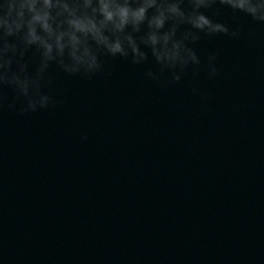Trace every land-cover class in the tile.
I'll list each match as a JSON object with an SVG mask.
<instances>
[{
    "label": "water",
    "instance_id": "water-1",
    "mask_svg": "<svg viewBox=\"0 0 264 264\" xmlns=\"http://www.w3.org/2000/svg\"><path fill=\"white\" fill-rule=\"evenodd\" d=\"M238 22L195 45L215 78L161 88L117 59L0 109L3 264H264V25Z\"/></svg>",
    "mask_w": 264,
    "mask_h": 264
},
{
    "label": "clouds",
    "instance_id": "clouds-1",
    "mask_svg": "<svg viewBox=\"0 0 264 264\" xmlns=\"http://www.w3.org/2000/svg\"><path fill=\"white\" fill-rule=\"evenodd\" d=\"M241 15L264 25V0H0V109L48 110L62 102L53 95L58 75L92 80L117 59L161 88L189 71L199 77L205 64L215 78L217 54L202 60L195 45L239 39Z\"/></svg>",
    "mask_w": 264,
    "mask_h": 264
}]
</instances>
